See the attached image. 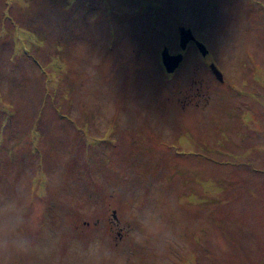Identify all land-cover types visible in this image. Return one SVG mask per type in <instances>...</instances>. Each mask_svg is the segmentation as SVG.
Here are the masks:
<instances>
[{
	"label": "rangeland",
	"instance_id": "374dc122",
	"mask_svg": "<svg viewBox=\"0 0 264 264\" xmlns=\"http://www.w3.org/2000/svg\"><path fill=\"white\" fill-rule=\"evenodd\" d=\"M0 264H264V0H0Z\"/></svg>",
	"mask_w": 264,
	"mask_h": 264
},
{
	"label": "water",
	"instance_id": "95a60500",
	"mask_svg": "<svg viewBox=\"0 0 264 264\" xmlns=\"http://www.w3.org/2000/svg\"><path fill=\"white\" fill-rule=\"evenodd\" d=\"M180 46L181 49L184 51L187 48V45L193 41L195 42L199 52L202 54V56H206L208 54V49L206 48V46L198 41L192 30L190 28H184L182 27L180 29ZM183 61V55L182 53H179L177 55H171L168 48L166 47L163 52H162V62L163 65L166 69V71L168 73H173L174 71H176L181 63ZM211 69L213 71V73L216 75V77H218L220 80H222V73L220 72V70L216 67L215 64L211 65Z\"/></svg>",
	"mask_w": 264,
	"mask_h": 264
},
{
	"label": "flooded vegetation",
	"instance_id": "af4514ba",
	"mask_svg": "<svg viewBox=\"0 0 264 264\" xmlns=\"http://www.w3.org/2000/svg\"><path fill=\"white\" fill-rule=\"evenodd\" d=\"M196 38V37H195ZM191 45H195L196 46V44H195V42H193V41H191L188 45H187V48H186V50H184V54L182 53V55H183V61H182V63H181V65L183 64V62L185 61V58H186V51H187V49L191 46ZM197 47V46H196ZM181 53V52H180ZM171 55H177V54H179V52H177V53H175V54H173V53H170ZM207 57V56H206ZM212 64H214V63H212ZM211 64V65H212ZM180 65V66H181ZM221 72V71H220ZM222 73V72H221ZM215 77H216V75H215ZM217 78V80H219L222 84H224V81H225V79H224V75H223V73H222V80H220L218 77H216Z\"/></svg>",
	"mask_w": 264,
	"mask_h": 264
}]
</instances>
